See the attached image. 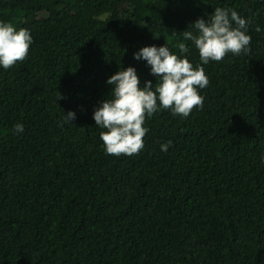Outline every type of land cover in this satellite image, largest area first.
<instances>
[{"label": "trees", "instance_id": "trees-1", "mask_svg": "<svg viewBox=\"0 0 264 264\" xmlns=\"http://www.w3.org/2000/svg\"><path fill=\"white\" fill-rule=\"evenodd\" d=\"M216 7L250 21V50L203 65L202 109L106 154L107 80L131 66L155 86L146 46L199 63L175 45ZM0 21L33 37L0 67V264H264V0H0Z\"/></svg>", "mask_w": 264, "mask_h": 264}, {"label": "clouds", "instance_id": "clouds-1", "mask_svg": "<svg viewBox=\"0 0 264 264\" xmlns=\"http://www.w3.org/2000/svg\"><path fill=\"white\" fill-rule=\"evenodd\" d=\"M249 23L237 11L222 7H216L207 21L203 18L195 21L191 25L193 31H183L184 42L175 47L184 54L189 52L186 42H190L199 53L200 62L196 65L186 55L174 54L166 45L146 46L134 53L136 60L147 62L158 80L155 86L147 81L141 87L136 69L131 66L107 80L112 85L111 99L102 102L93 114L96 126L103 129L100 139L105 153L116 157L139 154L149 131L144 126L146 119L161 110L187 118L195 109H202L204 97L200 90L210 82L203 65L220 62L229 54L247 53L251 43ZM255 30L259 32L260 28ZM32 43L29 29H17L11 22L0 21V67L7 70L27 59ZM74 119V112L65 115V122ZM14 129L23 132L24 126L17 123ZM171 143L161 145V150L166 152Z\"/></svg>", "mask_w": 264, "mask_h": 264}]
</instances>
